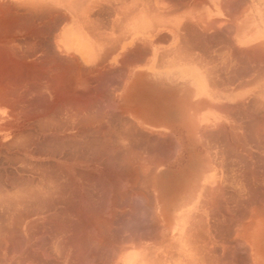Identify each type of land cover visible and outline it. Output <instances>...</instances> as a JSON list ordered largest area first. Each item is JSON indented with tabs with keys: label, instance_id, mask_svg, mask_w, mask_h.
<instances>
[{
	"label": "rangeland",
	"instance_id": "374dc122",
	"mask_svg": "<svg viewBox=\"0 0 264 264\" xmlns=\"http://www.w3.org/2000/svg\"><path fill=\"white\" fill-rule=\"evenodd\" d=\"M4 42L0 264H118L140 231L155 228L149 183L181 160L177 141L128 123L108 67L79 68L49 35L40 46ZM210 143L217 156L204 159L211 171L202 173L210 187L198 191L213 203L201 225L264 230V124L227 126ZM254 239L242 238L243 264L252 263Z\"/></svg>",
	"mask_w": 264,
	"mask_h": 264
},
{
	"label": "crops",
	"instance_id": "0c3cea01",
	"mask_svg": "<svg viewBox=\"0 0 264 264\" xmlns=\"http://www.w3.org/2000/svg\"><path fill=\"white\" fill-rule=\"evenodd\" d=\"M0 4L1 42L40 46L49 35L79 68L108 67L117 79L115 108L128 123L178 143L181 160L162 165L149 183L155 228L140 231L118 264H243L244 236L255 238L251 264H264V230L203 227V206L213 202L198 191L210 187L202 173L211 171L204 159L217 156L216 135L264 124V116L247 112L264 111V0ZM226 247L235 248L233 256Z\"/></svg>",
	"mask_w": 264,
	"mask_h": 264
},
{
	"label": "bare ground",
	"instance_id": "6f19581e",
	"mask_svg": "<svg viewBox=\"0 0 264 264\" xmlns=\"http://www.w3.org/2000/svg\"><path fill=\"white\" fill-rule=\"evenodd\" d=\"M83 1H84V0H83ZM164 1H165V0H164ZM183 4H184V3H183ZM0 5H1V4H0ZM179 6H180V5H179ZM9 7H10V6H9ZM33 7H34V6H33ZM41 7H42V6H41ZM102 7H103V6H102ZM3 8H4V7H3ZM36 8L38 9V6H36ZM42 8H43V7H42ZM31 9H32V8H31ZM34 9H35V8H34ZM40 9H41V8H40ZM40 9H38V10H40ZM227 9H228V8H227ZM3 10H4V9H3ZM173 10H174V9H173ZM179 10H180V9H179ZM5 12L7 13V11H5ZM6 13H5V14H6ZM2 14H3V13H2ZM2 14H1V12H0V15H2ZM5 14H4V15H5ZM8 14H9V13H8ZM226 15H227V14H226ZM9 17H10V16H9ZM231 17H232V16H231ZM4 18H5V16H4ZM13 18H14V17H13ZM1 19H2V18H1ZM25 19H26V18H25ZM8 20H11V19H8ZM2 21H3V19H2ZM13 21H14V20H13ZM13 21H12V22H13ZM187 22H188V21H187ZM4 23H5V20H4ZM8 23H9V22H8ZM13 24H14V23H13ZM183 24H184V23H183ZM3 25H5V24H3ZM10 25H11V24H10ZM194 26H195V25H194ZM10 28H11V27H10ZM11 29H12V28H11ZM17 29H18V28H17ZM184 29H185V28H184ZM191 29H192V28H191ZM218 29H219V28H218ZM12 30H13V29H12ZM197 30H198V29H197ZM184 31H185V30H184ZM2 32H3V30H2ZM194 32H195V31H194ZM211 33H212V32H211ZM188 34H189V33H188ZM197 34H198V33H197ZM200 34H201V33H200ZM5 35H6V34H5ZM202 35H203V34H202ZM202 35H201V36H202ZM8 36H9V35H8ZM3 37H4V35H3ZM9 37H10V36H9ZM11 37H13V36H11ZM197 37H198V36H197ZM202 37H203V36H202ZM202 37H201V38H202ZM194 38H195V37H194ZM14 39H15V38H14ZM2 40H3V39H2ZM198 40H199V38H198ZM12 41H13V40H12ZM0 43H3V42L0 41ZM3 45H5V42L3 43ZM6 46H7V45H6ZM3 47H5V46H3ZM0 48H1V47H0ZM12 48H13V47H12ZM7 50H8V49H7ZM7 52H9V51H7ZM146 52H147V51H146ZM1 53H3V52H1ZM9 53H10V52H9ZM7 54H8V53H7ZM5 55H6V51H5ZM9 55H10V54H9ZM9 55H7V57H8ZM1 57H3V56H1ZM9 58H11V57H9ZM9 58H8V59H9ZM3 60H4V59H3ZM5 60H6V57H5ZM11 60H12V59H11ZM18 60H19V59H18ZM18 60H17V61H18ZM22 60H23V59H22ZM8 61H9V60H8ZM14 61H15V60H14ZM17 61H16V62H17ZM20 62H21V61H20ZM30 63H31V62H30ZM11 64H14V63L12 62ZM11 64H10L9 66H11ZM18 64H19V62H18ZM32 64H33V62H32ZM3 65H5V63H4ZM43 65H44V64H43ZM18 66H19V65H18ZM20 66H22V62L20 63ZM20 66H19V67H20ZM33 66H34V64H33ZM1 67H2V66H1ZM5 67H6V66H5ZM5 67H4V68H5ZM34 68H35V67H34ZM24 70H25V69H24ZM24 70H23V71H24ZM20 71H21V70H20ZM23 71H22V72H23ZM27 73H28V72H27ZM60 76H61V75H60ZM32 77H33V76H32ZM24 78H25V77H24ZM60 78H61V77H60ZM5 79H7V78H5ZM20 80L22 81V79H20ZM3 81H4V80H3ZM55 81H56V80H55ZM21 83H22V82H21ZM56 84H57V83H56ZM13 90H14V89H13ZM5 93H6V92H5ZM1 95H4V94L1 93ZM4 96H6V95H4ZM59 96H61V95H59ZM0 99H2V98H0ZM7 100H8V99H7ZM28 113H29V112H28ZM9 115H10V114H9ZM11 116H12V115H11ZM56 169H57V168H56ZM44 171H46V170H44ZM50 172H51V171H50ZM56 172H57V171H56ZM21 181H22V180H21ZM21 181H20V182H21ZM29 182H30V181H29ZM25 184H26V183H25ZM23 185H24V184H23ZM1 191H2V190H1ZM29 203H30V202H29ZM34 204H35V203H34ZM8 205H9V204H8ZM32 205H33V204H32ZM9 211H11V210H9ZM74 214H75V213H74ZM20 215H21V214H20ZM77 218H78V217H77ZM81 218H82V217H81ZM83 220H84V219H83ZM83 220H82V221H83ZM5 221H6V220H5ZM81 223H82V222H81ZM90 226H91V225H90ZM91 227H92V226H91ZM36 228H37V227H36Z\"/></svg>",
	"mask_w": 264,
	"mask_h": 264
}]
</instances>
